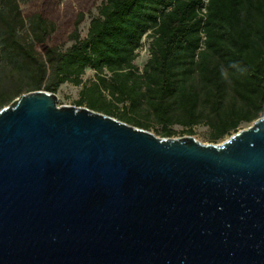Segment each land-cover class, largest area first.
<instances>
[{
  "label": "water",
  "instance_id": "95a60500",
  "mask_svg": "<svg viewBox=\"0 0 264 264\" xmlns=\"http://www.w3.org/2000/svg\"><path fill=\"white\" fill-rule=\"evenodd\" d=\"M0 264H264V116L203 143L23 94L0 110Z\"/></svg>",
  "mask_w": 264,
  "mask_h": 264
},
{
  "label": "trees",
  "instance_id": "16d2710c",
  "mask_svg": "<svg viewBox=\"0 0 264 264\" xmlns=\"http://www.w3.org/2000/svg\"><path fill=\"white\" fill-rule=\"evenodd\" d=\"M65 84L77 106L219 143L264 116V0H0V110Z\"/></svg>",
  "mask_w": 264,
  "mask_h": 264
},
{
  "label": "rangeland",
  "instance_id": "374dc122",
  "mask_svg": "<svg viewBox=\"0 0 264 264\" xmlns=\"http://www.w3.org/2000/svg\"><path fill=\"white\" fill-rule=\"evenodd\" d=\"M88 21H89V18L84 22L83 24V35H85V32H86V28H87V25H88ZM143 53H144V56L142 57V60L138 61V64L140 65V67L143 66L147 56H148V52H147V43L145 45V48H143ZM95 76H94V72L93 71H88L85 76H84V79L86 80V82H89V80H92L94 79ZM81 90V86L80 87H76L74 85H71V84H65L63 85L61 88H59V90L57 91V97H58V104L59 105H75V102L79 96V92ZM253 124V123H252ZM252 124H245L241 127L240 130H243V129H246L248 128L249 126H251ZM175 129L178 131V133L173 137V138H178V137H184V136H193L195 137L196 139H198L199 141L203 142V143H213L210 141L209 139V136H208V130L205 128V127H196L194 129V134L190 135V134H187L185 132H182V128L181 127H175ZM239 130V131H240ZM149 131L155 133L156 135L160 136L159 134V131L154 129V128H151ZM161 137V136H160ZM229 138V137H227ZM225 138V140L227 139ZM223 140V141H225ZM221 141V142H223ZM219 142V143H221Z\"/></svg>",
  "mask_w": 264,
  "mask_h": 264
},
{
  "label": "built area",
  "instance_id": "2783aa9c",
  "mask_svg": "<svg viewBox=\"0 0 264 264\" xmlns=\"http://www.w3.org/2000/svg\"><path fill=\"white\" fill-rule=\"evenodd\" d=\"M208 0H205V2H207ZM203 11L205 12V9H203Z\"/></svg>",
  "mask_w": 264,
  "mask_h": 264
}]
</instances>
